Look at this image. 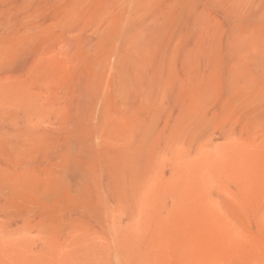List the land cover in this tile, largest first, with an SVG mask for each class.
<instances>
[{
	"label": "rangeland",
	"instance_id": "374dc122",
	"mask_svg": "<svg viewBox=\"0 0 264 264\" xmlns=\"http://www.w3.org/2000/svg\"><path fill=\"white\" fill-rule=\"evenodd\" d=\"M0 264H264V0H0Z\"/></svg>",
	"mask_w": 264,
	"mask_h": 264
}]
</instances>
